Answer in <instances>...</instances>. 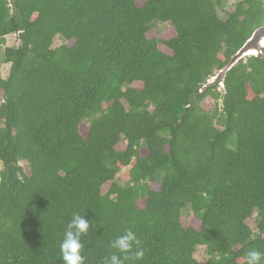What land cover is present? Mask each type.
I'll use <instances>...</instances> for the list:
<instances>
[{
	"label": "trees",
	"instance_id": "obj_1",
	"mask_svg": "<svg viewBox=\"0 0 264 264\" xmlns=\"http://www.w3.org/2000/svg\"><path fill=\"white\" fill-rule=\"evenodd\" d=\"M221 1L0 0V264H64L74 214L85 264L121 255L128 230L144 255L125 264L264 252V51L200 92L264 26V0L223 20ZM156 22L175 37L148 39Z\"/></svg>",
	"mask_w": 264,
	"mask_h": 264
},
{
	"label": "clouds",
	"instance_id": "obj_2",
	"mask_svg": "<svg viewBox=\"0 0 264 264\" xmlns=\"http://www.w3.org/2000/svg\"><path fill=\"white\" fill-rule=\"evenodd\" d=\"M89 220L85 219L82 214H74L68 223L63 240L59 245L60 254L64 264H85V256L82 255L84 245L81 237L89 231ZM139 240L136 234L128 230L123 235L118 236L111 244L121 255H111L106 264H125V261L131 258L139 260L143 257V250L140 249ZM134 245L137 246L133 252ZM246 264H264V252L259 250H249L245 254Z\"/></svg>",
	"mask_w": 264,
	"mask_h": 264
},
{
	"label": "rangeland",
	"instance_id": "obj_3",
	"mask_svg": "<svg viewBox=\"0 0 264 264\" xmlns=\"http://www.w3.org/2000/svg\"><path fill=\"white\" fill-rule=\"evenodd\" d=\"M237 1H240V0H222L221 4L217 6V12H218L219 18H221L222 20L225 19L226 13H228L234 9V6H235ZM174 37H175V31L170 25L158 23V22H156L153 25L151 31L147 34L148 39L156 38V39H159L162 41H167V40L173 39ZM13 39L14 38L12 37V39H10V40L14 41ZM61 43H63V40L61 37L58 36L55 39L52 47L53 48L57 47ZM159 49L162 52H164L165 54L171 55V52L168 51L163 45H160ZM8 68H9V65H2L1 73H2L3 77H6L7 72H8ZM139 86H140L139 84L134 85V87H139ZM214 106H215V102L211 98H206L205 100H203L201 102V108L205 112H211L214 109ZM115 149H116V151H123L125 149V143L124 142L119 143L115 147ZM19 164H20V166L23 167V169L26 172L28 171L27 164L24 161H20ZM108 188H109V184H106L105 186H103L102 194L106 193ZM189 217H190L189 209H184L183 210V216H182V224L184 227H186L188 225V223L190 222ZM246 224L248 225V227L250 229H252V230L255 229V223L253 220H247ZM194 257H195L196 261L198 262V264H204L205 261L207 260L206 253H205L203 248H198Z\"/></svg>",
	"mask_w": 264,
	"mask_h": 264
},
{
	"label": "water",
	"instance_id": "obj_4",
	"mask_svg": "<svg viewBox=\"0 0 264 264\" xmlns=\"http://www.w3.org/2000/svg\"><path fill=\"white\" fill-rule=\"evenodd\" d=\"M264 51V26L253 31L251 36L246 40L243 46L230 58L228 63L221 68L216 74L211 77L200 92H203L206 87L217 85L224 88V79L226 74L241 60L248 57H257Z\"/></svg>",
	"mask_w": 264,
	"mask_h": 264
}]
</instances>
